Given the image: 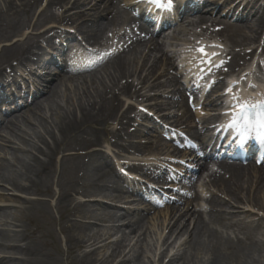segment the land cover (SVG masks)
Wrapping results in <instances>:
<instances>
[{
	"label": "bare ground",
	"instance_id": "1",
	"mask_svg": "<svg viewBox=\"0 0 264 264\" xmlns=\"http://www.w3.org/2000/svg\"><path fill=\"white\" fill-rule=\"evenodd\" d=\"M41 1L42 0H1L0 67L9 66L11 61H17V65L19 66L40 63L42 57L39 53L34 52L33 45L27 44V46H25L19 44V42H13V37L11 38V36L13 33L17 34L16 32H18L23 26H27L28 23L26 24L23 20L21 21V18L31 14L36 15L35 12ZM67 1L68 0H48L47 3L48 6L55 3L62 5ZM86 1L87 0H76L71 8L78 13L69 15L66 21L74 24L79 31L85 33L87 38H92L99 33L97 32L99 26L96 27L95 25L96 21L90 22V26L86 23L77 24V19L80 18L79 15L81 14L84 16L86 14L84 13L85 7L84 5L80 6V2L85 4ZM94 7L95 10L97 9L94 16L100 15L101 12L99 11L98 4L94 5ZM247 7L250 9V14H258V10L252 6V0L247 3ZM88 14L89 13H87L86 17H89L90 14ZM110 14L114 16V10H112ZM114 18L115 16L113 19ZM257 19L263 23L264 15L260 14ZM230 30L236 32V34L239 35L238 37H245L246 31L244 28L234 27ZM7 42H11L12 44H6ZM237 43L238 44H235V46H245L243 42ZM155 47L156 46H153L154 51L159 52L160 47L158 50H156ZM154 51H149L144 56L142 67L139 68V71H145L144 77L139 76L136 72L135 61L138 60V57H135L134 60H132V63L131 60L128 62L129 60L127 57H119V59L114 61L108 68L106 67L107 69H111V73L108 77L103 78L92 75L90 79L87 78L89 80L85 79L86 77L82 78L81 81H83V83H80L82 95L80 94V96H78L79 98L77 97V100L75 101L73 98H66V103L64 105L56 104L55 114L49 122H47L45 117L39 118L38 127H42V133H38V131L35 130L36 128H33L34 132H32L31 138H29V141L25 145L26 149L22 151L18 148V150L24 153H22L23 155H21V159L20 157H17V162L21 167L19 172V179L21 181L18 182L21 192L28 194V196L34 195L37 197L49 196L50 194L54 195V199L55 197L57 199V207H63L66 204L69 205V207L74 205L70 217H74V219L76 218L75 222L78 221L77 217L79 216H83L85 219L88 216L96 217L94 213L97 209V206H95L96 204L81 205V202H77L75 196L79 193L81 196L88 198L89 196H92L97 189L96 186L99 179L95 178L101 176V170L95 165L94 159L96 153H89V151L98 147V144H101L105 140L106 133L109 131L110 127L107 122L113 117L114 121L127 119L125 124L121 123V130L116 131V136L119 137L122 135V132L124 135H127L129 133L127 127L134 122L133 120L136 121L138 119L137 115L136 119L130 117V115L134 113L133 108H131V110H125L121 116H119L121 108L113 105V103H118V105H120L123 96L133 95V84H122L121 80L125 78H134L133 81L139 80L137 88L142 87L140 90H143L148 83V88H156L158 91L163 90L164 94L166 93L165 91L173 93L175 87H177V83L169 78H167V83L165 85L160 81L149 83L150 80L146 75L153 78L157 75L161 67L164 68V63L167 61L164 57L157 58L158 56L153 54L155 53ZM19 52L21 54H19ZM34 58L36 59L34 60ZM168 61L170 62L169 58ZM160 78H162L161 74ZM140 90L137 89L136 93L138 94ZM116 91H118V93H116ZM40 104V102L36 103L35 108L33 110H28L22 115V117H32L34 113L41 112L42 105ZM139 117L142 118L141 116ZM10 122L11 121H7V125H9ZM92 126L95 127L92 128ZM101 133H104L105 136L102 137ZM15 139L18 138L16 137ZM11 141H9V143H12L13 145L14 142ZM61 144H63L62 146L65 148L64 152L72 150L76 151L77 149L87 151V154L91 155L89 163H84L78 156H63L61 158V163L58 162L57 164H60L56 166L54 160L57 156L55 155H57V150L60 149L59 146ZM40 156L42 158H40ZM93 172H97V174L94 175ZM79 173H82L81 178L78 177ZM4 180L6 181L8 179L0 171V181ZM83 180L85 181V186L80 185ZM219 182L220 181H218V184ZM228 185V189L224 186V188L222 187V190L226 192L225 194L227 196H229V194L232 195V200L236 205H240L245 201V186H247L249 190L254 189L255 192H260L264 196V169L259 172L257 176H252L251 173L245 175L243 171H234ZM53 186H57V193L53 191ZM246 201L249 203L252 202L250 201V198H246ZM23 204H25V210L28 214H39L40 212L47 210L49 207V204L45 203L43 200H24ZM229 206L230 204L227 203L226 207L229 208L227 209L228 211L238 213L237 208ZM261 208L264 209V205L261 206ZM3 213V211H0V216L3 215ZM76 214L78 216H76ZM126 215L127 213H124L119 217H107L106 220H101L99 223H123L122 218ZM69 221L63 223L64 226L67 224L68 226L66 229L62 230L63 233H67L65 238L69 252L72 246H75V249L78 250L89 247L98 250L102 248L101 236L99 235V232L94 230L93 225L85 224L84 226V224H82L81 229H77L72 226L73 220ZM259 225L257 226V230L259 229ZM262 226L263 224H261V228ZM16 227L19 228L20 226ZM19 229L20 232H23V229ZM115 229L117 232L122 233L120 227H115ZM195 230H198V228H194V231ZM189 234L194 235V232ZM260 235L264 236V230H262ZM21 237H23L19 240L21 245L16 248V252L18 255H21V258H0V264H61L59 258L47 252L32 234H26L23 232ZM123 237V239H128L126 233L123 234ZM108 238L110 239L112 236H109ZM199 239L196 242L198 244L197 246L205 249L206 252H202L208 254L210 257L206 260L205 264H224L227 260L226 257L229 259H235L239 264H256L257 261L259 262L258 264H264V261H261V258L257 261L251 258L249 260L241 258L244 255L241 250V246L245 243L243 240H237L235 242L226 241L225 243H222L217 237H212L210 243L207 244L206 240ZM211 243H214L213 246H215V248H211ZM249 250H251V248L249 247L248 249L246 247V252L250 253ZM90 253L91 255L96 256L95 251H91ZM86 255V259L82 262L80 261L81 264H113L115 263V259H121L118 264H130L125 262L128 253L125 254L124 251H120L113 255V260L110 263L98 259L92 260V257L89 254ZM182 255L183 254L176 252L169 259L167 264H190L185 259L180 260ZM158 264H164V260L159 259Z\"/></svg>",
	"mask_w": 264,
	"mask_h": 264
},
{
	"label": "rangeland",
	"instance_id": "2",
	"mask_svg": "<svg viewBox=\"0 0 264 264\" xmlns=\"http://www.w3.org/2000/svg\"><path fill=\"white\" fill-rule=\"evenodd\" d=\"M1 3L2 2L0 0V4ZM130 57L131 55H129L127 58ZM110 71L111 70H108L107 72L103 71L99 75L100 77L106 78L108 77ZM77 78L78 77L73 79H76L75 81L71 80L68 86L66 85V87H64V91L56 96L55 100L57 103L64 105L66 103V98H73L75 101L77 100V97L80 96V94L82 95L80 85L83 83V81H77ZM68 88L69 91L67 90ZM55 110L56 106H54L52 103H49L44 112L45 116L47 117V122L52 119V116L55 114ZM31 119L32 120H29V123H21L22 126H24L26 129L25 133L20 134L15 131L18 134L17 135L14 134L13 130L8 131V135H6V137L14 140V145H11V143L8 144L7 140L4 143H1L2 147L0 153V171L8 179L6 181H0V211L4 212L3 215L0 216L1 259L5 257L14 259L21 258V255H18V253L16 252V248L17 246L21 245L19 240L20 238H23L21 236L24 232L26 234H32L47 252L59 258L61 264H81L80 261L82 262L84 259H86V254H89L92 257V260L98 259L110 263L113 260V255L119 253L120 251H124L125 254L128 253L125 262L130 264H158L159 259L164 260V264H167V261L173 254V251H178L179 253L183 254L180 257V260L185 259L190 264L206 263V260L209 258V256L208 254L202 252H206V250L202 247L201 250V248L197 246L198 244L196 243L199 238H202L208 242V236L211 237L210 233H206V230L204 228H201L202 232L196 233L194 234V236H191L189 238L188 233L192 232L191 229L184 236H182V233H179V229L177 232H175L174 235H170L169 230L161 229L160 227L158 228V226L156 227V225H148V227L144 226L141 230H139L136 238H142L136 240L134 239V237L123 239V233H118L116 231H113L112 229L100 228L99 226L93 225L95 231L97 229H102V233H100V236L102 238L106 234V231L111 234L112 238L108 239V236L104 237L102 239V248L99 250L91 247L78 250L75 249V246H72L69 252L68 244L65 238L67 233L65 234L62 231L63 229L67 228L68 224L64 226L63 221L67 220L68 222L69 220H73L72 226L77 229H81L82 224H80L79 222H75L74 217H70V215H58L59 213L64 214L65 212H67V209L65 207H57L54 199H51L52 195L48 197H37L34 195L28 196V194L20 191L18 182L21 181L19 179V172L21 170V167L17 162V157H20L21 159V155L24 154L22 151L26 149L25 145L29 141V138H31L32 132H34L33 128H36L35 130L38 131V133H42V127H38L36 123L37 118L33 117ZM12 135L14 137H12ZM15 137H17L18 139H14ZM62 145L63 144L59 146L60 149L57 150V155H55L57 156V160H54L55 165H59L61 163L60 157L62 155L71 153L70 151L64 152L65 148ZM18 148H20L22 151L18 150ZM40 158L42 157L40 156ZM58 162L60 163L57 164ZM53 188L54 191L58 189L55 186ZM249 195L252 196L253 194L249 193ZM95 196H97L96 198L99 197L98 192L95 194ZM14 198L17 199L14 200ZM261 199L263 201L264 196L258 193V196L255 198V200H257L258 202V205ZM23 200H43L45 203L49 204V207L47 210H44L39 214H28L25 210L26 208L25 204H23ZM100 213V210L95 211V215L99 218H101L100 216H98V214ZM84 222V224H87L93 221L86 220ZM216 223L217 225H215L214 228L216 229L217 233L224 239H228L229 237H234L239 234L237 228H230L227 230L226 221ZM153 224H155V221H153ZM15 225L20 226L19 228L23 229V232H20V229ZM125 231L126 230L124 229V232ZM126 234L128 233L126 232ZM257 240L258 245L249 250L250 253L244 254L241 258L247 260L251 258L253 260L255 259V261L261 258V261H264V237L260 236L259 238H257ZM211 248H215V246L211 244ZM91 251H95L96 256L91 255ZM226 258L227 260L224 264H239L235 259H229L228 257ZM120 261L121 259H115V263L113 264H118ZM258 263L259 262L257 261L256 264Z\"/></svg>",
	"mask_w": 264,
	"mask_h": 264
},
{
	"label": "snow or ice",
	"instance_id": "3",
	"mask_svg": "<svg viewBox=\"0 0 264 264\" xmlns=\"http://www.w3.org/2000/svg\"><path fill=\"white\" fill-rule=\"evenodd\" d=\"M152 3L159 4L166 8H171L172 6V0H150ZM197 52L200 53L201 56H206L207 54L204 52V48L200 47L196 49ZM212 55H216V53H212ZM230 91V89H229ZM235 100L236 98L233 97ZM249 107L255 108L259 107L260 112L258 114V117L253 121L252 116L249 115L247 109ZM233 115L237 118L235 120L231 121V124H236L237 120L243 121V123L247 126H252V123H254L256 126L259 127L261 130V136L264 138V100L258 101L256 105H249L248 103L244 101H240L237 104V110L233 113ZM253 116H256L255 113L252 114ZM251 121V123H250Z\"/></svg>",
	"mask_w": 264,
	"mask_h": 264
}]
</instances>
